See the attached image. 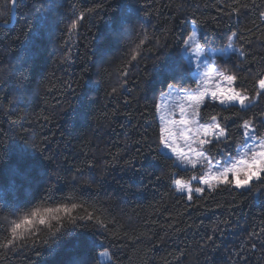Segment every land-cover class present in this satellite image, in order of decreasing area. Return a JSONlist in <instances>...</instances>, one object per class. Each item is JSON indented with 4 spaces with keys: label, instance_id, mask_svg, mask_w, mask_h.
<instances>
[{
    "label": "trees",
    "instance_id": "1",
    "mask_svg": "<svg viewBox=\"0 0 264 264\" xmlns=\"http://www.w3.org/2000/svg\"><path fill=\"white\" fill-rule=\"evenodd\" d=\"M5 5L12 8L0 0V202L19 205L12 222L71 201L81 205L73 216L94 211L104 227L65 218L69 234L50 247L48 227L37 223L35 235L5 247L12 224L0 216V264H72L88 255L92 264H264V188L221 185L189 200L174 181L193 171L158 142L165 77L187 64L182 41L194 31L208 47L233 40L239 51L219 60L253 95L264 69V0H20L14 21ZM145 34L149 42L129 66ZM212 117L229 123V139L242 135L245 119L264 130V96L250 110L207 103L201 120Z\"/></svg>",
    "mask_w": 264,
    "mask_h": 264
},
{
    "label": "snow or ice",
    "instance_id": "2",
    "mask_svg": "<svg viewBox=\"0 0 264 264\" xmlns=\"http://www.w3.org/2000/svg\"><path fill=\"white\" fill-rule=\"evenodd\" d=\"M12 4V8H7L6 5L4 7L5 11L13 12L16 10V7L19 5L20 0H10ZM233 3H239V0H233ZM233 11H236L234 8ZM83 16H80L79 19H83ZM43 23L38 20V24ZM193 23H196L193 21ZM127 24V19L122 18L119 22V28H123L124 25ZM71 29L77 28V23L73 22L70 25ZM119 34V33H117ZM195 33L188 36L186 41H182L184 45V51L186 52L190 47L195 48L194 55L187 57V64L182 65L181 63H177L173 66H170L168 69V75L165 77V83L169 91L175 89L174 83H168V81H182L186 78H190L193 73L192 61L193 59L199 58L203 55V49L199 41L195 39ZM235 36L236 33H233ZM149 42V37L147 34L143 36L135 49L131 50L130 59L126 62L129 66H132L133 62L138 61V57H140L141 48ZM228 48H232V42L229 40ZM221 55L226 54L223 50L220 52ZM242 54V53H241ZM68 57H66L67 59ZM200 68V64H196V69ZM15 69L9 68L10 73H14ZM216 71L213 69L212 71H205L204 76L206 78H211L212 72ZM122 76L127 77L129 75L128 71H122ZM217 74L221 77H225L224 72H217ZM257 79L255 80V84L253 86V95L249 96L247 90L240 91L236 88L229 87L225 90L221 85L216 86V90L209 91L206 87L200 90L198 93L194 95L186 96V99L198 106L206 97H211L213 100H218L221 105L233 104L239 105V109L241 110H250L253 106V101L264 96V69L258 70L256 73ZM226 79L229 85H234L237 81L236 75H226ZM120 87H124V84L121 83ZM113 92H116V87H113ZM168 93H161V99L164 96H167ZM191 106V105H190ZM158 107H163L160 105ZM180 120L178 123L182 127L180 128L179 135L185 141L188 151H184L183 149L177 146L176 140L173 137L176 136V132L168 126L166 122V118L164 115H161L160 119L164 122V126L161 128V135L159 137L160 143L164 148L169 149L173 154L177 156V158L187 165H191L192 168H196L197 163H200L201 166H204V163L207 162L208 170L207 172L198 179L196 175L191 177L192 180H197L198 182L206 185L209 190H212L214 187L224 185L227 187H232L237 190H242L245 193H252L253 189H261L264 188V137H259L257 134L256 127L252 120L245 119L243 123L240 125L244 129V137L245 140L253 141V144L249 146L247 153H245L243 158L236 160L235 162L223 167L219 168L212 164V160L208 155H205V151L197 150L192 147V144L198 143L201 148H203L207 144H211L212 140L210 139H201L200 135H208L211 133L214 139L219 142L223 138L226 137L225 128L220 125L219 122L216 121V117H212V123L208 125H199L195 128L190 127L189 125H193L194 121L187 118L186 108L183 104L180 105ZM173 113H169L172 115ZM239 114V113H234ZM264 124V121H261ZM166 133V135H165ZM189 133H192L193 136H189ZM194 137V138H193ZM189 152L195 155V159L192 156H189ZM215 167V170L213 168ZM231 176V179L229 177ZM92 182H95L94 178H92ZM215 182V183H213ZM176 185L177 192H185L188 193V199H192V192L202 194L205 189L201 187H196L194 190L191 188L189 184L182 182L179 179L174 181ZM81 205L76 203H61L58 207H48L43 210H35L30 212L28 215L23 216L18 221H12L10 236L11 239L5 237L6 244L3 245L5 247L13 245L14 241L18 239H23L25 233H31L35 235L33 231L35 225L38 223L39 225H45L48 227L49 238L43 239V243L48 246H52L58 240L62 239L65 235L69 234L65 225L62 221L67 218L68 223H75L77 219L84 222H92L100 223L101 227H104V224L99 220V217L95 216L93 212H87L86 215L73 216L72 213ZM93 207L94 206H90ZM19 210V205L9 202H0V216L3 219L7 220L8 216H15L16 212ZM7 213V215H4ZM55 221V225L52 222ZM80 226V225H78ZM86 226V225H85ZM2 231H7V229H0ZM215 231V229L213 230ZM264 231V229H262ZM211 238V237H210ZM94 251V249H93ZM107 253L101 252L100 255H106ZM93 257L91 255L84 256L83 258L73 260L72 264H92Z\"/></svg>",
    "mask_w": 264,
    "mask_h": 264
},
{
    "label": "rangeland",
    "instance_id": "3",
    "mask_svg": "<svg viewBox=\"0 0 264 264\" xmlns=\"http://www.w3.org/2000/svg\"><path fill=\"white\" fill-rule=\"evenodd\" d=\"M194 33L196 34L195 39L200 42L199 34L196 31H194ZM231 42H232V48H228L227 46L223 47V48L212 47V46L208 47V46L202 45L200 42L201 47L203 49V55L200 56L199 58L193 59V61H192V68H193L192 75L195 77V79L197 81L196 86L195 87L175 86V89L172 90L171 92L169 91V89L167 92H165V93H168V95L164 96L163 99H161V95L159 96V106L163 105V107H159V109H158V120L160 123V127L162 128L164 126V122H162L160 119L161 115H164L166 118V122L168 123V126L170 128H172L177 133L176 136L173 137V139L176 140L177 146L186 152L188 151V149H187V146L185 144V141L179 135L180 128L182 126L179 125L178 123H173V122H178L180 120V110H179L180 105L183 104L185 106L187 118L194 121V124L189 125V126L195 128L199 125H208V124H211L213 122L212 120L209 122H205V121L201 120V109L203 106L207 105V103H213V104L218 103V104H220L218 100H213L209 96V97H206L198 106H196L194 104H191V102H189L186 99V96L194 95L205 87L209 91L216 90V86L218 84L221 85L225 90H227L229 87H233V88H236L237 90L245 91V90L239 88L237 86L236 82L234 85L228 84V81L226 79V75H234V74L231 71V68L223 66L222 62L219 60L221 56H228L234 52L239 51L237 49L236 45L233 43V40H231ZM221 50H223L226 54L221 55L220 54ZM194 51H195V48L193 46V47H190L186 52L183 49V54H184L185 58L187 59V57L194 55ZM197 63L200 64V68L198 70L196 69ZM213 69H215L216 71L212 72L211 78H206L204 76L205 71H212ZM217 72H224L225 77L219 76L217 74ZM247 93L249 96H251L248 91H247ZM258 101H259V99L254 100L252 102L253 103L252 107H254ZM230 105H233V104H227L226 103L225 105H222V106H230ZM234 106L239 107L238 104L234 105ZM169 113H173V114L169 115ZM216 121L219 122L220 125L225 128L226 137L223 138L221 141L217 142L211 133H209L208 135L201 134L200 135L201 139H210V140H212V143L205 145L203 148H201L198 143H194V144H192V147L197 149V150L205 151V155H208L210 157V159L212 160V164L214 166L219 167V168H223V167L235 162L236 160L243 158L245 153H247L249 146H251L253 144V141H251V140L246 141L245 140V137L243 135L244 129L242 127H241L242 135L240 137H232L231 139H229V129L227 126V124H229V123H227V122L225 123L220 117H216ZM253 123H254L255 127L260 125V124L257 125L256 121H253ZM161 128H160L159 137L161 135ZM256 130H257V134L259 137H264V130H262V128H259V129L256 128ZM165 135H166V133H165ZM189 136H193V134L189 133ZM158 142H159L163 152H165L169 155H172L180 167H182L184 169L192 170L193 171L192 176L196 175L199 179L200 177H202L207 172V170H208L207 162L204 163L203 167L201 166L200 163H197L196 168H192L191 165H187L185 163H182L177 158V156L175 154H173L169 149L164 148L163 145L160 143L159 138H158ZM214 149L216 151H214ZM217 149H218V151H217ZM188 154H189V156H192L193 159H195V155L193 153L189 152ZM213 170H215V167L213 168ZM198 179L192 180L190 178L189 180H184L182 182L189 184L193 190L196 187L208 189L206 185L199 183ZM229 179H231V176L229 177ZM213 183H215V182H213ZM217 187H219V186H217ZM214 188H216V187H214ZM180 193L188 195L187 191L180 192ZM193 194H199V193H195V191H193L192 195ZM13 219H15V218H13ZM7 221L9 222V224H11V218H8ZM105 253H107V254L106 255H100V259L103 262L110 260L109 252H105Z\"/></svg>",
    "mask_w": 264,
    "mask_h": 264
},
{
    "label": "water",
    "instance_id": "4",
    "mask_svg": "<svg viewBox=\"0 0 264 264\" xmlns=\"http://www.w3.org/2000/svg\"><path fill=\"white\" fill-rule=\"evenodd\" d=\"M15 16H16V10L13 11V21L15 20Z\"/></svg>",
    "mask_w": 264,
    "mask_h": 264
}]
</instances>
